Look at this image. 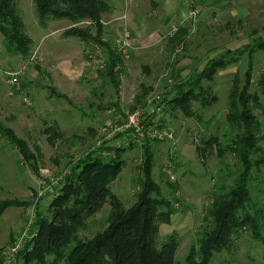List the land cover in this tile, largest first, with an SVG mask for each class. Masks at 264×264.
Returning <instances> with one entry per match:
<instances>
[{
	"label": "rangeland",
	"instance_id": "obj_1",
	"mask_svg": "<svg viewBox=\"0 0 264 264\" xmlns=\"http://www.w3.org/2000/svg\"><path fill=\"white\" fill-rule=\"evenodd\" d=\"M16 3L33 44L28 57L12 54L0 33V122L26 143L29 153L0 132V205L6 208L0 214V264H68L77 241L93 240L116 211L140 200L148 172L155 181L151 196L161 202L168 220L159 223L158 242L171 234L178 237V264H264V242L247 231L239 230L226 247L208 255L202 247L219 210L215 192L232 186L242 168L225 146L236 132L227 122L235 78L261 98L252 109L260 120L255 133L264 156V49L252 46L257 37L264 38V0H204L197 18L187 13L180 21L188 0H108L98 22H41L36 0ZM175 26H187L188 32L185 47L172 52L168 39ZM73 29L87 40L64 35ZM125 31L130 56L123 58L117 91L105 76L107 46L117 51ZM224 56L226 65L208 80L211 100L217 98L208 108L193 102V116L164 108L166 89L180 76L200 72ZM13 72H20L19 90L9 84ZM142 85L150 92L137 104ZM153 106L161 109L151 112ZM139 108H146L144 127H126L128 116ZM212 135L220 146L202 143ZM89 154L125 161L111 186L113 198L73 233L69 246L45 260L29 257L32 237L49 217L53 199ZM250 191L252 204L264 208V165L254 170Z\"/></svg>",
	"mask_w": 264,
	"mask_h": 264
},
{
	"label": "trees",
	"instance_id": "obj_2",
	"mask_svg": "<svg viewBox=\"0 0 264 264\" xmlns=\"http://www.w3.org/2000/svg\"><path fill=\"white\" fill-rule=\"evenodd\" d=\"M36 7L41 22L47 19L98 22L101 14L107 11L109 3L108 0H36ZM186 28L181 26L178 32L170 35L168 41L172 52H176L178 46L185 47ZM0 33L5 37V48L9 53L30 56L33 39L25 32L16 0H0ZM64 35L87 40L76 29L66 31ZM252 46L264 49V38L257 37ZM107 49L105 76L118 91L123 57L115 48L108 45ZM227 59L224 56L212 60L200 72L194 69L189 75L180 76L178 81L166 89V95L161 101L164 108H180L187 116L195 115L193 102L203 109L208 108L217 99L211 100L212 86L208 80L213 79L216 68L226 65ZM249 78L250 73L247 75ZM235 79L230 89L227 122L236 132L225 146L242 163V168L232 186L215 192V205L219 210L211 230L202 242L204 255L212 250H221V246L226 247L239 230L247 231L254 239L264 242V208L252 204L250 191L254 170L264 165V156L258 148L255 133L260 128V120L252 109L253 105H261V98L259 95L252 96L248 93L249 87L243 88L241 80ZM261 83L264 92V83ZM141 87V94L135 99L137 104H141L150 92V88L144 85ZM0 132L25 153H29L26 143L1 122ZM212 136L211 139L204 136L202 143L211 144L214 141L217 145L218 137ZM124 166L125 161L120 157L89 154L83 158L53 199L49 217L40 222L30 242L28 256L45 260L46 256L69 246L73 233L86 227L87 220L99 213L113 198L111 186L119 178ZM147 177L140 200L129 210L116 211L109 226L93 240L77 241L68 253V264H178V237L171 234L161 244L158 242L159 223L168 220L163 219L161 202L151 196L155 181L151 179L150 172ZM4 207L0 205V214L6 209Z\"/></svg>",
	"mask_w": 264,
	"mask_h": 264
},
{
	"label": "built area",
	"instance_id": "obj_3",
	"mask_svg": "<svg viewBox=\"0 0 264 264\" xmlns=\"http://www.w3.org/2000/svg\"><path fill=\"white\" fill-rule=\"evenodd\" d=\"M188 17L190 19H195L197 18V16L200 14L201 10H202V0H188ZM194 21V20H193ZM176 29V31H174V33H176L179 30V26H175L174 27ZM130 34L129 32L124 33V36L121 40H119V42L116 44V48L117 51L122 55V57L124 59H127L130 54L128 52V47H130ZM20 74V72H13L10 73V77L12 76V78L9 79V84L13 87V89L19 90L20 87V82L18 80V75ZM158 98L160 99V97L158 96ZM161 109V106H153L151 108V112H156L155 109ZM144 110H146V108H143ZM143 109H137L135 112H132L129 116H128V122L125 125L126 127H136V128H140L142 129L144 127V123L141 122V117L142 115H144V111ZM118 130V127L112 129V131H110L111 133H115Z\"/></svg>",
	"mask_w": 264,
	"mask_h": 264
},
{
	"label": "crops",
	"instance_id": "obj_4",
	"mask_svg": "<svg viewBox=\"0 0 264 264\" xmlns=\"http://www.w3.org/2000/svg\"><path fill=\"white\" fill-rule=\"evenodd\" d=\"M187 11H188V7H187V10H186L185 12H183V16H182L181 13H179V19H178L179 21L182 20L183 17L187 16V13H188ZM179 21H178V22H179Z\"/></svg>",
	"mask_w": 264,
	"mask_h": 264
}]
</instances>
